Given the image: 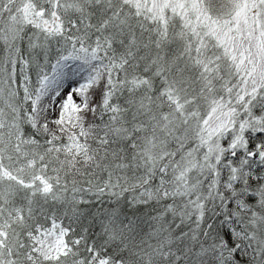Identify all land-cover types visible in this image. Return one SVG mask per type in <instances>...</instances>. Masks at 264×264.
I'll list each match as a JSON object with an SVG mask.
<instances>
[{
  "label": "snow or ice",
  "instance_id": "1",
  "mask_svg": "<svg viewBox=\"0 0 264 264\" xmlns=\"http://www.w3.org/2000/svg\"><path fill=\"white\" fill-rule=\"evenodd\" d=\"M0 264H264V0H0Z\"/></svg>",
  "mask_w": 264,
  "mask_h": 264
}]
</instances>
